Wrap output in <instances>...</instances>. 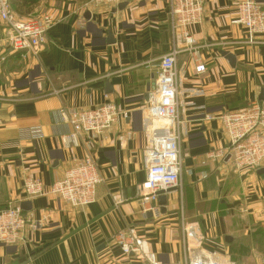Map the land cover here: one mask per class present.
<instances>
[{"label": "crops", "instance_id": "0c3cea01", "mask_svg": "<svg viewBox=\"0 0 264 264\" xmlns=\"http://www.w3.org/2000/svg\"><path fill=\"white\" fill-rule=\"evenodd\" d=\"M44 1L35 0L30 13L19 17L28 19ZM89 1L56 0L59 7L49 13L55 24L36 57L7 48L0 24V207L18 205L42 223L22 245L0 243V264H11L15 256L26 264H142L113 242L129 228L163 264H187L183 216L206 237L197 253L264 264V164L238 173L228 162L207 157L227 146L221 122L207 115L264 102V43H248L246 30L233 24L241 0H207L203 22L190 28L206 45L205 74L196 73L190 53L177 56L183 87L201 94L185 100L181 185L164 195L165 206L158 201L160 218L143 211L138 186L146 179L143 151L150 140L142 118L157 63L172 48L169 0H136L123 10L89 8ZM105 103L127 117L95 142L68 146L64 137L71 127L62 112ZM31 126L42 127L41 140L21 139L19 130ZM74 156H91L102 178L97 200L87 207H72L50 192ZM26 179L42 180L46 194L27 198Z\"/></svg>", "mask_w": 264, "mask_h": 264}, {"label": "built area", "instance_id": "2783aa9c", "mask_svg": "<svg viewBox=\"0 0 264 264\" xmlns=\"http://www.w3.org/2000/svg\"><path fill=\"white\" fill-rule=\"evenodd\" d=\"M136 0H90L89 8L101 5L118 7L122 3ZM207 0H169L172 48L157 63L155 78L149 93L150 101L142 118V129L150 136L143 151L146 179L138 186V197L143 211L160 218V195L171 189H179L182 173L181 147L187 135L184 116L185 100L200 95L198 90L184 88L177 68V56L190 53L196 63L198 75L208 69L202 59L199 44L190 32L192 26L201 24L205 15ZM233 24L242 26L249 37L248 43H264V6L256 0H241ZM0 24L4 44L23 56H38L46 43L48 32L55 24L52 15L42 13L28 19L20 18L13 10L10 0H0ZM262 38V39H260ZM63 121L71 127L65 135L68 146H79L81 140L89 144L104 137L121 117L127 114L113 103L101 104L93 109H73L62 112ZM206 120L218 119L227 140V146L207 154L211 160L225 161L235 172L256 171L264 164V102L254 101L248 106L226 111L219 116L207 115ZM22 140H41L44 132L41 126L25 127L19 130ZM124 137L121 136V139ZM102 178L91 156L71 159V165L57 180L50 192L72 207H87L97 200V188ZM24 194L33 199L44 196L45 187L40 179H26ZM42 223L24 215L20 206L9 204L0 207V243L19 246L26 242L28 231H37ZM181 231L187 264H236L222 260L217 253H197L205 244L206 237L198 223L182 217ZM114 244L124 255H133L142 264H163L157 254L149 248L147 240L136 229L122 230L113 236Z\"/></svg>", "mask_w": 264, "mask_h": 264}, {"label": "water", "instance_id": "95a60500", "mask_svg": "<svg viewBox=\"0 0 264 264\" xmlns=\"http://www.w3.org/2000/svg\"><path fill=\"white\" fill-rule=\"evenodd\" d=\"M257 3L264 4V0H256ZM127 6V3H122L119 5V10H123ZM113 43V42H112ZM224 56H226L229 60H233V56H231L227 52H222ZM234 63V62H233ZM260 101H264V90L262 95L260 96ZM167 203L166 197L164 195H160L159 197V204L165 206ZM26 259H21L19 256L14 257V261L11 264H26Z\"/></svg>", "mask_w": 264, "mask_h": 264}, {"label": "trees", "instance_id": "16d2710c", "mask_svg": "<svg viewBox=\"0 0 264 264\" xmlns=\"http://www.w3.org/2000/svg\"><path fill=\"white\" fill-rule=\"evenodd\" d=\"M10 3L14 12L18 16H25L28 15L30 13V10L33 8L32 6V8H30V5L36 2L35 0H10Z\"/></svg>", "mask_w": 264, "mask_h": 264}, {"label": "rangeland", "instance_id": "374dc122", "mask_svg": "<svg viewBox=\"0 0 264 264\" xmlns=\"http://www.w3.org/2000/svg\"><path fill=\"white\" fill-rule=\"evenodd\" d=\"M59 6L56 3V0H45L42 4L38 5L35 8V11L31 14L30 17L37 16L40 14L44 13H52L54 14V11L58 8ZM245 257V256H244ZM242 263V262H241ZM245 264V263H242Z\"/></svg>", "mask_w": 264, "mask_h": 264}]
</instances>
